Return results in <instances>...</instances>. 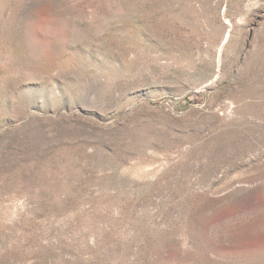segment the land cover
Listing matches in <instances>:
<instances>
[{
  "label": "rangeland",
  "instance_id": "obj_1",
  "mask_svg": "<svg viewBox=\"0 0 264 264\" xmlns=\"http://www.w3.org/2000/svg\"><path fill=\"white\" fill-rule=\"evenodd\" d=\"M0 264H264V0H0Z\"/></svg>",
  "mask_w": 264,
  "mask_h": 264
}]
</instances>
